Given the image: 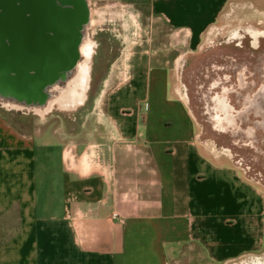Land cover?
<instances>
[{
    "label": "crops",
    "instance_id": "crops-1",
    "mask_svg": "<svg viewBox=\"0 0 264 264\" xmlns=\"http://www.w3.org/2000/svg\"><path fill=\"white\" fill-rule=\"evenodd\" d=\"M120 1L145 32L109 68L100 116L24 130L0 112V264H227L264 252V186L203 141L177 81L179 60L233 0Z\"/></svg>",
    "mask_w": 264,
    "mask_h": 264
},
{
    "label": "rangeland",
    "instance_id": "rangeland-1",
    "mask_svg": "<svg viewBox=\"0 0 264 264\" xmlns=\"http://www.w3.org/2000/svg\"><path fill=\"white\" fill-rule=\"evenodd\" d=\"M87 2L84 32L94 42L95 53L85 105L75 112L54 109L40 116L28 103L18 106L17 98H8L7 101H15V104H7L0 97V112L21 129L34 130L47 123L60 125L62 121L72 123L100 116L97 106L105 100L104 82L109 68L126 43L134 47L143 39V19L131 6L120 0ZM252 28L264 32V0L231 1L202 45L179 60L177 81L203 141L238 165L246 177L264 186V98L258 100L257 108L263 114L255 113L251 107L246 116L238 118L237 127L228 126L224 130L216 126L212 101L214 93L226 87L230 102L237 110H242L245 97L264 84V34L254 43L248 33ZM240 73L248 82L245 89L239 88ZM123 77H118L117 81ZM214 82H217L215 87ZM227 264H264V252Z\"/></svg>",
    "mask_w": 264,
    "mask_h": 264
},
{
    "label": "flooded vegetation",
    "instance_id": "flooded-vegetation-1",
    "mask_svg": "<svg viewBox=\"0 0 264 264\" xmlns=\"http://www.w3.org/2000/svg\"><path fill=\"white\" fill-rule=\"evenodd\" d=\"M61 9H69L78 14V20L84 17L82 15L85 14L82 12L88 10V2L87 0H0V25L5 29L3 40L0 42V76L3 73L12 74L11 82L21 91L28 92L30 97H42L43 87L50 84L57 74L72 69L78 59L79 43L76 47V55L71 58L73 45H66L63 37L45 28L53 23V19L51 18L52 22H50L49 17L58 16ZM32 30L36 34L33 41L31 37L22 35V31L31 33ZM33 48L35 64L31 63ZM8 53L9 62L6 61ZM65 55H68L66 62ZM40 74H52L54 77L46 80L39 78Z\"/></svg>",
    "mask_w": 264,
    "mask_h": 264
},
{
    "label": "bare ground",
    "instance_id": "bare-ground-1",
    "mask_svg": "<svg viewBox=\"0 0 264 264\" xmlns=\"http://www.w3.org/2000/svg\"><path fill=\"white\" fill-rule=\"evenodd\" d=\"M77 25L80 32V42L78 59L72 69L57 74L50 84L45 85L42 89V97H30L28 92L21 91L18 86L11 82L13 75L9 73L1 74L0 97L5 103L15 104V101L9 102L7 99L17 98L19 104L16 105L21 106L28 103L40 116H46L54 109L62 112H75L85 105L91 88L95 48L94 42L84 32L85 25L82 20L78 19ZM248 33L252 35L254 43H258L261 35L264 34L263 31L254 28L248 29ZM238 80L240 89L248 87V82L243 73L239 74ZM215 86H217V82L213 83V87ZM228 92L229 89L223 87L221 91L214 93L212 96L215 109L214 118L216 126L220 130H224L228 126L237 127L238 118L246 116L251 107L255 113L263 114L257 108L259 107L258 100L264 98V84L259 90H254L250 95L245 97V107L242 110H237L233 106L230 102Z\"/></svg>",
    "mask_w": 264,
    "mask_h": 264
},
{
    "label": "water",
    "instance_id": "water-1",
    "mask_svg": "<svg viewBox=\"0 0 264 264\" xmlns=\"http://www.w3.org/2000/svg\"><path fill=\"white\" fill-rule=\"evenodd\" d=\"M84 13L85 15H82L84 17H81L80 20H82V22H84V19L86 18V13L87 11L84 10ZM77 16L78 14H75L74 12H72L71 10L69 9H61L59 10V15L58 16H50V22L51 21V18L53 19V23H50L51 26L49 27H45L46 29L50 30V31H54L56 32L57 34H59L61 37H63L64 39V42L66 43V45H70L72 44L73 45V48L71 49L72 50V53H71V58L74 57L76 54V47H77V44L79 43L80 41V32H79V28H78V25H77ZM6 30H8L6 28ZM4 32H5V29L2 27V25H0V42L1 40H3V35H4ZM7 34V33H6ZM22 35L24 37H26V35L29 37H31V40L33 41L34 38L36 37V34L35 32L32 30V32H26V31H22ZM34 51V48L32 50V52ZM67 56L68 55H65V62L67 60ZM9 59H10V54L8 53L6 55V61L9 62ZM31 60H32V64L34 62H36V58H35V52L32 53V57H31ZM35 64V63H34ZM66 65V64H65ZM12 75V74H11ZM39 78H45L46 80H50L51 78H53L54 76L52 74H47V75H38Z\"/></svg>",
    "mask_w": 264,
    "mask_h": 264
}]
</instances>
